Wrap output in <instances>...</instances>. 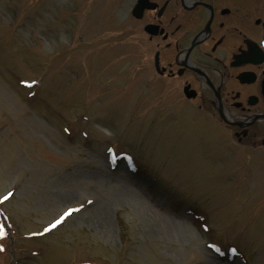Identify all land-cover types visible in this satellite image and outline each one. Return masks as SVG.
<instances>
[{"label":"rangeland","instance_id":"rangeland-1","mask_svg":"<svg viewBox=\"0 0 264 264\" xmlns=\"http://www.w3.org/2000/svg\"><path fill=\"white\" fill-rule=\"evenodd\" d=\"M133 2L0 0V264H264V152L162 119Z\"/></svg>","mask_w":264,"mask_h":264},{"label":"flooded vegetation","instance_id":"flooded-vegetation-1","mask_svg":"<svg viewBox=\"0 0 264 264\" xmlns=\"http://www.w3.org/2000/svg\"><path fill=\"white\" fill-rule=\"evenodd\" d=\"M130 14L141 83L169 106L162 119L204 146L264 152V0H134Z\"/></svg>","mask_w":264,"mask_h":264},{"label":"snow or ice","instance_id":"snow-or-ice-1","mask_svg":"<svg viewBox=\"0 0 264 264\" xmlns=\"http://www.w3.org/2000/svg\"><path fill=\"white\" fill-rule=\"evenodd\" d=\"M11 196H12V193H8V195H7V196H4L3 199H4V200H7V199H9ZM66 215H67V214H66ZM62 219H63V218H62ZM61 222H62V221H57L56 224L51 225L50 228H54V227H56L57 224H59V223H61Z\"/></svg>","mask_w":264,"mask_h":264}]
</instances>
